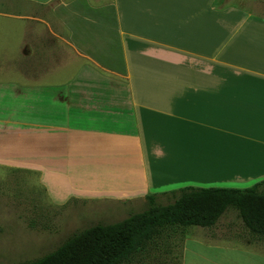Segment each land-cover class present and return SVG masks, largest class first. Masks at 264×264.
Instances as JSON below:
<instances>
[{"label": "crops", "instance_id": "obj_1", "mask_svg": "<svg viewBox=\"0 0 264 264\" xmlns=\"http://www.w3.org/2000/svg\"><path fill=\"white\" fill-rule=\"evenodd\" d=\"M0 168L111 216L264 180V0H0ZM218 222L178 264H264Z\"/></svg>", "mask_w": 264, "mask_h": 264}, {"label": "trees", "instance_id": "obj_2", "mask_svg": "<svg viewBox=\"0 0 264 264\" xmlns=\"http://www.w3.org/2000/svg\"><path fill=\"white\" fill-rule=\"evenodd\" d=\"M244 228L264 240V180L247 188L184 186L159 203L146 195V207L120 221L96 223L72 232L52 251L16 264H140L150 248L190 226L213 227L228 210ZM180 263V254H179Z\"/></svg>", "mask_w": 264, "mask_h": 264}, {"label": "rangeland", "instance_id": "obj_3", "mask_svg": "<svg viewBox=\"0 0 264 264\" xmlns=\"http://www.w3.org/2000/svg\"><path fill=\"white\" fill-rule=\"evenodd\" d=\"M228 186L247 188L252 185ZM169 201L157 199L159 203ZM100 202L71 199L63 205L51 204L36 173L0 168V264L34 259L52 251L74 231L96 223L120 221L128 216L123 213L112 216L104 214L106 211L99 208ZM145 207L146 203L133 207L128 214ZM217 225L215 228L220 229L229 225L236 229L243 227L233 209L226 211ZM207 230L190 226L186 229L185 237L191 232L204 234ZM162 242L163 239L158 247L150 248L140 264H178L182 234L176 233L164 240L165 246Z\"/></svg>", "mask_w": 264, "mask_h": 264}]
</instances>
